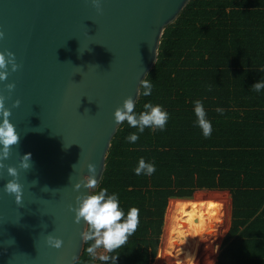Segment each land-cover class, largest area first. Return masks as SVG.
I'll return each instance as SVG.
<instances>
[{"label":"water","instance_id":"1","mask_svg":"<svg viewBox=\"0 0 264 264\" xmlns=\"http://www.w3.org/2000/svg\"><path fill=\"white\" fill-rule=\"evenodd\" d=\"M188 1L101 0L97 10L91 0H0V51H12L21 65L0 81L6 96L5 84H16L6 107L21 135L6 163L19 168V153H31L33 164L19 169L21 205L3 191L6 170L0 180V264L79 259L85 225L74 222L69 206L89 190L74 185L93 163L97 188L119 126L114 110L128 96L137 100L164 27ZM50 233L63 240L61 248L48 244Z\"/></svg>","mask_w":264,"mask_h":264},{"label":"trees","instance_id":"2","mask_svg":"<svg viewBox=\"0 0 264 264\" xmlns=\"http://www.w3.org/2000/svg\"><path fill=\"white\" fill-rule=\"evenodd\" d=\"M144 79L152 93L139 88L135 111L146 103L162 105L169 113L163 130L138 132L125 121L110 140L102 178L94 191L118 193L125 213L135 206L140 224L127 244L104 255V262L86 252L74 264H152L160 244L165 209L172 197H194L206 188L229 187L252 215L264 200V0H189L160 37L157 58ZM201 100L212 124L205 138L197 124L194 102ZM222 109V111H217ZM155 165L151 175H137L139 160ZM172 187L196 192L169 191ZM218 200L172 199L168 211L184 209L220 213ZM173 204H180L173 207ZM215 204V205H214ZM250 208V210H247ZM264 209V206H263ZM167 211V212H168ZM173 219L211 221L201 212H185ZM168 219H171V217ZM173 229L213 230L200 223H181ZM208 239L207 235L177 231L168 237ZM116 257V260L114 259Z\"/></svg>","mask_w":264,"mask_h":264},{"label":"clouds","instance_id":"3","mask_svg":"<svg viewBox=\"0 0 264 264\" xmlns=\"http://www.w3.org/2000/svg\"><path fill=\"white\" fill-rule=\"evenodd\" d=\"M91 3L97 10H101V0H91ZM5 32L0 30V40L4 39ZM21 67L17 63L15 54L7 49L0 51V81H6L12 72H16ZM9 95H5L0 91V180H4L5 170L7 176L10 177L3 185V191L14 196L17 205L22 204L24 185L20 182L19 169L25 171L33 167L31 161V153L20 155L19 168L15 165L7 164L6 161L11 158L13 148H17L20 143L21 135L17 131V126L9 119L12 115L11 108L6 107V100L11 98L14 91L15 82H8L4 86ZM140 87L143 89V96H149L152 93L153 84L149 79H141ZM252 90L261 91L264 89V80H260L252 85ZM21 101L16 99L12 103V107H19ZM136 99L128 96L123 100L122 105L117 106L114 110V122L117 125L123 124L125 121L132 128L138 129V132L130 133L127 140L135 143L139 139V133H143L145 128L163 130L169 120V113L162 105L146 103L144 111L139 114L135 111ZM222 111V109H217ZM194 112L197 117V124L201 128L205 138L211 136L212 124L207 118L203 102L196 100L194 102ZM74 166V165H73ZM88 174L77 182L74 187L80 190L82 187L88 189L87 193H83L76 197V205L69 206L70 210L75 213L74 222L80 224L82 221L85 225L80 232L83 243L88 244L86 252L95 257L97 249H104L108 253H112L127 244L137 230L140 224L138 207H131L127 213L120 205L118 193H109L107 188L99 191H93L97 185L96 166L93 163L87 165ZM155 165L146 162L141 158L138 166L135 168L137 175H151L155 172ZM71 180V177H70ZM37 183L36 180H34ZM48 188L47 186H45ZM49 189V188H48ZM47 226V225H44ZM47 242L51 247L61 248L63 240L50 234L47 235ZM104 262L112 261L113 257L109 255L100 256ZM116 260V257L114 258Z\"/></svg>","mask_w":264,"mask_h":264},{"label":"crops","instance_id":"4","mask_svg":"<svg viewBox=\"0 0 264 264\" xmlns=\"http://www.w3.org/2000/svg\"><path fill=\"white\" fill-rule=\"evenodd\" d=\"M232 191L233 194L231 192H228L230 194L226 192L222 193L223 195L221 194L225 199L226 197L228 199H226L227 201L225 199L220 200L223 202L219 203L218 206L220 213H209L213 216L209 217L211 221H208L213 223L211 224L213 230H208L214 234V240L217 236V230H219L220 225L223 223L226 214L227 217L225 220L226 225H224V234L220 238L219 245H215V250L207 264H264V200L261 204L253 202V200H248V205L255 206L256 203V206L260 205V207L252 215L247 217L243 213L245 211L244 201L242 204H239L237 193L233 189ZM226 207L227 213L224 211ZM166 210L167 206L164 214V222ZM247 210H250V208ZM197 263L200 264V260L196 261Z\"/></svg>","mask_w":264,"mask_h":264},{"label":"rangeland","instance_id":"5","mask_svg":"<svg viewBox=\"0 0 264 264\" xmlns=\"http://www.w3.org/2000/svg\"><path fill=\"white\" fill-rule=\"evenodd\" d=\"M206 189H208V190H204L198 196H194V197H172L171 200L172 199L181 200V199H187V198H191V199L203 198L206 200L210 199V200L214 201V203H215L218 200L225 199V197L222 196L223 195L222 193L226 192L227 194H230L228 192H231L233 194L232 189L229 187H222L221 186V187L206 188ZM171 190L176 191V192H182V191L196 192L198 190V188L172 187L169 191V194H170ZM215 190H218V191H215ZM226 199H228V198L226 197ZM171 200H169V196H168L167 209H168L169 202ZM178 205H180V204H173L172 206L176 207ZM216 206L218 207L219 204H216ZM227 206H228V202H227ZM167 211L168 210H166L165 222L163 225V231H162L161 240H160V247H159L158 254L156 255V258H155L153 264H176V263L177 264H183L182 261H176V259L173 256V253L175 251L174 249H176L175 248L176 246L173 249H171L170 251L168 249H170L169 248L170 244L175 245V244H178L181 242H187V241L196 242L199 245L204 244V246L199 251V253H200L198 255L199 258L198 257L197 258L200 260V262H201L200 264H207L209 259L211 258L212 253L215 250V245H217V244L219 245L220 238L224 234V231H225L224 225H226L225 220H226L227 214L225 215L223 223L220 225L219 230H217L218 231L217 236H216V239L214 240V238H213L214 234L211 233L209 230H199V229H191V228H186V229H173L172 228L173 226H175L177 224L187 223V222L200 223V224H203L204 226L211 227V224H213V223L205 221V220L173 219L172 217H179L185 212H201V213H204V215L206 217H213L212 214H209L208 212H205L204 210H196V209H184L181 211H168V212ZM224 211H226V213H227V207L225 208ZM168 216H169V218L171 217V219H168ZM177 231H184V232H189V233H199L202 235H207L208 239L181 238V237H176V236L168 237L170 233L177 232ZM216 248H217V246H216ZM105 252L106 251L102 248L97 249L95 258H100V256H103L105 254ZM169 253H170V255H169ZM172 260H174V261H172ZM93 264H99V263L95 262Z\"/></svg>","mask_w":264,"mask_h":264},{"label":"bare ground","instance_id":"6","mask_svg":"<svg viewBox=\"0 0 264 264\" xmlns=\"http://www.w3.org/2000/svg\"><path fill=\"white\" fill-rule=\"evenodd\" d=\"M203 246H204V244L199 245L196 242L187 241V242H181V243H178L175 245L170 244L169 245L170 249H168V250L170 251L174 247L176 248V249H174L175 251L173 253V256L176 259V261H182L183 264H195L196 261L199 260L198 259L199 258L198 255L200 254L199 251L201 250V248ZM169 255H170V253H169ZM172 261H174V260H172Z\"/></svg>","mask_w":264,"mask_h":264}]
</instances>
